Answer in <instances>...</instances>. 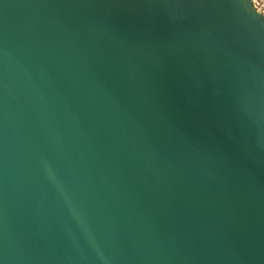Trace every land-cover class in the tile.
<instances>
[{
    "label": "water",
    "instance_id": "95a60500",
    "mask_svg": "<svg viewBox=\"0 0 264 264\" xmlns=\"http://www.w3.org/2000/svg\"><path fill=\"white\" fill-rule=\"evenodd\" d=\"M0 264H264L251 0H0Z\"/></svg>",
    "mask_w": 264,
    "mask_h": 264
},
{
    "label": "rangeland",
    "instance_id": "374dc122",
    "mask_svg": "<svg viewBox=\"0 0 264 264\" xmlns=\"http://www.w3.org/2000/svg\"><path fill=\"white\" fill-rule=\"evenodd\" d=\"M253 7L264 15V0H251Z\"/></svg>",
    "mask_w": 264,
    "mask_h": 264
}]
</instances>
